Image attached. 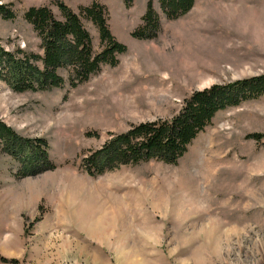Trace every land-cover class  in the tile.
<instances>
[{"label": "rangeland", "instance_id": "obj_1", "mask_svg": "<svg viewBox=\"0 0 264 264\" xmlns=\"http://www.w3.org/2000/svg\"><path fill=\"white\" fill-rule=\"evenodd\" d=\"M94 1L127 47L115 65L77 86L61 69L65 84L48 90L0 80V119L46 139L52 162L19 175L0 147V264H264V95L219 111L177 164L151 159L92 176L82 162L111 133L172 119L196 90L264 74V0H196L177 19L152 0L160 28L142 39L133 32L149 0H0L16 14L0 15V44L43 55L25 12L49 6L62 19L63 2L99 52V29L81 12Z\"/></svg>", "mask_w": 264, "mask_h": 264}, {"label": "trees", "instance_id": "obj_2", "mask_svg": "<svg viewBox=\"0 0 264 264\" xmlns=\"http://www.w3.org/2000/svg\"><path fill=\"white\" fill-rule=\"evenodd\" d=\"M196 0H161L167 18L177 19L194 6ZM130 5L133 0H125ZM62 19L55 16L49 6H31L25 18L33 25L42 40L43 55L22 48L6 50L0 44V80L14 91H39L59 88L65 84L60 70L71 68L72 86L88 80L104 63L115 65L117 55L124 53L126 45L118 41L107 22V8L94 1L82 9L85 18L97 25L103 49L95 52L92 35L81 17L66 4L59 2ZM0 15L7 19L16 17L12 4H0ZM160 28V17L152 0L141 25L133 32L136 37L152 38ZM41 61L40 67L37 62ZM264 95V74L216 83L196 90L184 101V106L172 119H158L132 125L128 130L111 133L103 145L90 150L83 159L86 172L92 176L107 174L123 165L138 164L158 159L178 163L189 145L213 122V117L228 107ZM252 137L259 135H251ZM0 147L20 162L19 175L30 170L36 174L49 164L48 141L44 138L29 139L0 119Z\"/></svg>", "mask_w": 264, "mask_h": 264}, {"label": "bare ground", "instance_id": "obj_3", "mask_svg": "<svg viewBox=\"0 0 264 264\" xmlns=\"http://www.w3.org/2000/svg\"><path fill=\"white\" fill-rule=\"evenodd\" d=\"M95 194H96V193H95ZM90 195H91V194H90ZM97 202H98V201H97ZM101 202H102V201H101ZM99 206H100V205H99ZM99 206H98V207H99ZM102 207H103V206H102ZM100 208H101V206H100ZM103 210H105V209H103ZM104 213H105V211H104ZM97 220H98V219H97ZM95 222H96V221H95Z\"/></svg>", "mask_w": 264, "mask_h": 264}]
</instances>
